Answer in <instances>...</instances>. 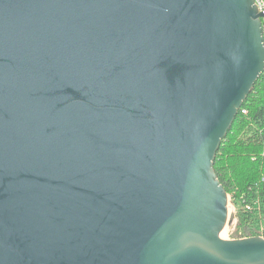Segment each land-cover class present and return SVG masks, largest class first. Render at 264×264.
<instances>
[{
    "label": "water",
    "instance_id": "water-1",
    "mask_svg": "<svg viewBox=\"0 0 264 264\" xmlns=\"http://www.w3.org/2000/svg\"><path fill=\"white\" fill-rule=\"evenodd\" d=\"M255 0H0V264H264L225 239L222 140L264 73Z\"/></svg>",
    "mask_w": 264,
    "mask_h": 264
},
{
    "label": "trees",
    "instance_id": "trees-1",
    "mask_svg": "<svg viewBox=\"0 0 264 264\" xmlns=\"http://www.w3.org/2000/svg\"><path fill=\"white\" fill-rule=\"evenodd\" d=\"M215 171L237 209L238 229L255 234L264 224V73L220 144Z\"/></svg>",
    "mask_w": 264,
    "mask_h": 264
},
{
    "label": "rangeland",
    "instance_id": "rangeland-1",
    "mask_svg": "<svg viewBox=\"0 0 264 264\" xmlns=\"http://www.w3.org/2000/svg\"><path fill=\"white\" fill-rule=\"evenodd\" d=\"M228 198V223L221 233V236L225 239H232L237 238L242 229H238V220L236 217L237 209L232 202L231 195H228Z\"/></svg>",
    "mask_w": 264,
    "mask_h": 264
},
{
    "label": "built area",
    "instance_id": "built-area-1",
    "mask_svg": "<svg viewBox=\"0 0 264 264\" xmlns=\"http://www.w3.org/2000/svg\"><path fill=\"white\" fill-rule=\"evenodd\" d=\"M255 3L257 5V7H258V10L260 12L264 13V0H255ZM261 21H262V26L264 28V18H261ZM243 112L246 113V111H243ZM245 208L247 210H253L254 204L247 203L245 205ZM254 232H255V234H245V235L241 232L240 235L237 236V238H244V237H251V236H260V237L264 238V224L263 223H259V227L257 229H255Z\"/></svg>",
    "mask_w": 264,
    "mask_h": 264
}]
</instances>
